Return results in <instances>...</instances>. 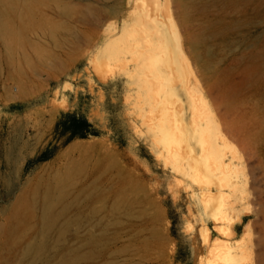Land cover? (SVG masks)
I'll return each mask as SVG.
<instances>
[{"label": "rangeland", "instance_id": "374dc122", "mask_svg": "<svg viewBox=\"0 0 264 264\" xmlns=\"http://www.w3.org/2000/svg\"><path fill=\"white\" fill-rule=\"evenodd\" d=\"M169 1L185 81L207 111L192 116L229 181L226 219L204 213L190 161L177 171L154 143L161 93L126 35L140 1L0 0V264H214L228 248L264 264V0ZM75 110L103 135L57 139Z\"/></svg>", "mask_w": 264, "mask_h": 264}, {"label": "bare ground", "instance_id": "6f19581e", "mask_svg": "<svg viewBox=\"0 0 264 264\" xmlns=\"http://www.w3.org/2000/svg\"><path fill=\"white\" fill-rule=\"evenodd\" d=\"M138 1H140L136 5L138 12L134 17L138 31L136 33L127 32L126 35L127 39H130L128 42L130 45L136 44V51L129 46L131 53L137 59H143L141 70L145 75L147 71H151L153 85L158 86L161 93L159 97L161 119L153 135L154 143L161 148L166 161L177 167V171L188 173V170L180 166L183 161H190L191 174L189 176H192L193 182L197 183L204 193L203 200H199L201 205H204V213L206 214L211 209L214 217L225 220L226 203L221 190L229 181L220 175L222 162L211 145L208 127L197 122L198 119H205L207 111L202 99L196 100L195 92L192 91L189 81H185L183 74L185 71L191 72V69L180 48L179 38L171 17L170 1ZM142 37L145 38L146 48L140 44ZM178 79L183 84V92L175 84ZM183 95L189 96L194 102V109L192 108L190 113L178 105L177 99L183 102L181 99ZM197 102L204 105L197 107ZM192 115H196L197 120ZM188 118L191 119L190 123L187 122ZM188 125L191 127L189 128ZM193 143L201 150L199 157ZM212 187H216L219 193L211 195ZM55 220V213L50 207L46 208L43 215L44 231H48L54 225ZM42 246L41 244L40 247ZM213 253L215 255L214 264H238L231 248Z\"/></svg>", "mask_w": 264, "mask_h": 264}, {"label": "trees", "instance_id": "16d2710c", "mask_svg": "<svg viewBox=\"0 0 264 264\" xmlns=\"http://www.w3.org/2000/svg\"><path fill=\"white\" fill-rule=\"evenodd\" d=\"M109 127L114 132H116L113 123L109 124ZM54 133L57 136V139H64V145H68L76 140H87L103 135V132L101 131L99 126L96 123L91 122L88 116L82 114L80 110L62 112L55 124ZM51 156V151L47 150L37 161H47L51 158Z\"/></svg>", "mask_w": 264, "mask_h": 264}]
</instances>
